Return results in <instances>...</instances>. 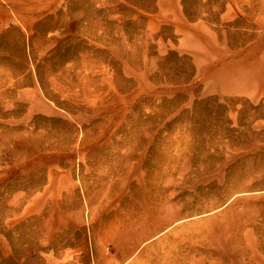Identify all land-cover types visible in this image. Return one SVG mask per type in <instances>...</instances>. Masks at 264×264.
Returning <instances> with one entry per match:
<instances>
[{
  "label": "rangeland",
  "instance_id": "rangeland-1",
  "mask_svg": "<svg viewBox=\"0 0 264 264\" xmlns=\"http://www.w3.org/2000/svg\"><path fill=\"white\" fill-rule=\"evenodd\" d=\"M0 264H264V0H0Z\"/></svg>",
  "mask_w": 264,
  "mask_h": 264
}]
</instances>
